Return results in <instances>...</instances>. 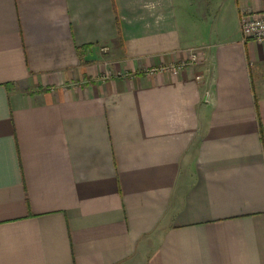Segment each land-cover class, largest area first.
<instances>
[{
    "label": "crops",
    "instance_id": "crops-1",
    "mask_svg": "<svg viewBox=\"0 0 264 264\" xmlns=\"http://www.w3.org/2000/svg\"><path fill=\"white\" fill-rule=\"evenodd\" d=\"M261 11L0 0V264H264Z\"/></svg>",
    "mask_w": 264,
    "mask_h": 264
},
{
    "label": "built area",
    "instance_id": "built-area-1",
    "mask_svg": "<svg viewBox=\"0 0 264 264\" xmlns=\"http://www.w3.org/2000/svg\"><path fill=\"white\" fill-rule=\"evenodd\" d=\"M240 31L242 35V42L244 43L248 41L264 42V11L242 14L240 16ZM103 51L105 50L103 49ZM196 59V53L191 52L190 62L174 64L161 68L160 71L176 75L182 72L188 65L195 63ZM106 78H108V75ZM196 80L199 81L200 77H197Z\"/></svg>",
    "mask_w": 264,
    "mask_h": 264
}]
</instances>
